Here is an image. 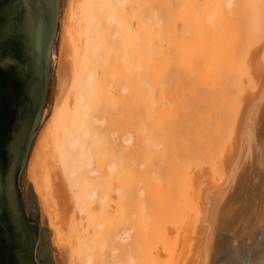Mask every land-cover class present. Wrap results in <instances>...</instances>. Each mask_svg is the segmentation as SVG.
Returning a JSON list of instances; mask_svg holds the SVG:
<instances>
[{
    "label": "bare ground",
    "instance_id": "bare-ground-1",
    "mask_svg": "<svg viewBox=\"0 0 264 264\" xmlns=\"http://www.w3.org/2000/svg\"><path fill=\"white\" fill-rule=\"evenodd\" d=\"M66 8L61 96L28 169L54 244L66 264H178V235L205 217L212 256L236 190L224 177L227 201L205 215L197 185L229 166L239 114L262 91L264 0H68Z\"/></svg>",
    "mask_w": 264,
    "mask_h": 264
},
{
    "label": "water",
    "instance_id": "water-1",
    "mask_svg": "<svg viewBox=\"0 0 264 264\" xmlns=\"http://www.w3.org/2000/svg\"><path fill=\"white\" fill-rule=\"evenodd\" d=\"M64 0H0V264H65L26 163L51 108Z\"/></svg>",
    "mask_w": 264,
    "mask_h": 264
},
{
    "label": "rangeland",
    "instance_id": "rangeland-1",
    "mask_svg": "<svg viewBox=\"0 0 264 264\" xmlns=\"http://www.w3.org/2000/svg\"><path fill=\"white\" fill-rule=\"evenodd\" d=\"M67 3H68V0H64L62 14H61L56 69H57V64L63 54L62 31H63V26L65 23ZM60 48L62 49L60 50ZM258 72L260 73L261 70ZM263 75H264V67L262 69V73H260V78H259L260 80L255 76V81L258 82L256 84L257 85L256 90L258 89L260 90L261 88L262 91L258 92L257 96L250 95L252 98L250 97L251 99L250 98L247 99V101L245 102L246 105H244L245 109L243 108V112L239 114V119L237 122L238 124L237 133H235V137L233 138V141H232L233 145L229 144V147H227L228 145L226 144V147L228 149L225 147L227 149V152L226 150L224 151L226 152L225 155L227 154V158L225 160H227L230 156H232V158L230 160L229 166L225 165V167H223L224 169L222 170V172H220V169L219 171L217 170V172H220L221 175H223L222 174L223 172L225 174L227 172L226 174L227 176L223 175L220 177V180H219L218 178L220 175H218L217 172L214 173L213 175L207 172L208 174L206 173V175L203 177L202 182L199 185H197L198 188L199 186H203V189H201L200 187V189L203 191H201L202 193L199 195H202L204 198L202 196H199L200 198L202 197L201 199L199 198L200 200L203 199L202 202L199 200L200 201L199 207L201 208L202 211L204 210L206 211L205 215L208 214V210L211 211V205L213 201L217 202V201H220V199H222L223 197L225 198L224 189H223L225 188L223 187L225 186V183L224 185H221V182L223 183L222 179L224 177H227L226 180H229L227 184L229 191L232 189L236 190V191L233 190L234 194H232L231 199H229L228 197V200H229L228 202H230V204L226 208V211H224V215H225L223 218L224 220L222 219L223 222L222 220L220 221L222 222V224L219 223L221 228L219 227V230L217 231L218 234H216L217 236H219L218 237L219 241L216 238H214V242L216 245L214 244L215 247L213 249L214 251L213 255L210 256L209 249L207 247V241H208L207 235L210 234V228L208 224L206 223L204 224L205 217L202 219L199 218V220H202L204 225L201 222L202 226L200 225L199 231L195 229L194 230L195 233L192 227L194 225V228H195L196 227L195 225L199 222V220L197 223H194L195 219L194 220L191 219L192 221H194L193 222L194 224L192 222L190 225L185 224L187 228L184 225L187 231L185 230L183 237H180V235H178L179 236V239H178L176 237L177 235H175L179 243L176 241V239H173L175 240L173 241L174 243L177 242L179 244V245L177 244L178 245L177 247L179 248V250L181 251L183 250V254L180 257L178 264H183L184 261H186L185 264H197V263L198 264H264V76ZM57 85H58V82H57V76L55 73V86H54V92H53V97H52V102H51V108H50L49 114L43 121L34 139V142H33V145H32V148H31V151H30L27 163H26L25 183L31 185V189L36 197L39 210L46 220L48 237L50 240L51 247L57 253H59L62 250L58 249L53 242V230L49 228L48 218L46 214H44L45 212L42 211L43 209L40 205V200L38 199V196L36 195L32 184L28 180V171H29L28 169L31 166V163L33 161L35 148L39 141L38 138L40 137L39 134L41 130L43 129L48 117L51 114L52 108L58 99L57 97L61 96V93L57 90L59 89ZM247 91H249V89ZM131 119L132 120L130 122L131 124L133 123V126L131 127H134V125L136 127V124H138V119L137 118H131ZM229 143L231 142L229 141ZM230 146H231L232 151L230 149ZM136 147L137 146H135V148ZM135 148L133 151L131 150L132 151L131 153L133 157L134 155L135 156L137 155L136 156L137 159L133 158V160H137L138 161L137 163H139L141 154L138 156L137 151L135 154ZM137 163L135 161V164ZM240 171L241 173L239 174V178H243L242 179L243 181L241 182V180H239L241 186L238 184L239 187L237 186L238 187L237 189L236 185L234 184H236V181L238 178L237 173H239ZM217 182L218 183L220 182V183L218 184ZM237 183L239 182L237 181ZM242 183L245 185H242ZM140 185L141 184H137L133 186L132 191H131V196H132L131 205L133 204L132 205L133 209L132 207L131 209L135 215H138L136 213H140V209L139 210L137 209V208H140V203H139V198L141 196V194L139 193ZM219 185L221 186L223 190V195H219L218 191H220L221 189ZM231 185L232 187L230 188ZM217 188H220V189H217ZM224 201H220V202H224ZM137 204L139 205V207H137ZM134 206H136L135 208L137 210L134 208ZM202 211H200V213ZM201 214L203 215V212ZM200 217H203V216L200 215ZM205 226H207L206 228L208 229H206ZM137 227L139 226L137 225ZM180 227H182L183 229L181 228V230L184 231V227L183 226H180ZM179 230L180 229H177V231ZM207 230H209V232ZM191 238H192V242L190 243ZM189 243H190V246L191 245L194 246L193 249H191L192 246L188 247ZM196 257L198 259H196ZM66 262L67 260L65 256V264Z\"/></svg>",
    "mask_w": 264,
    "mask_h": 264
}]
</instances>
